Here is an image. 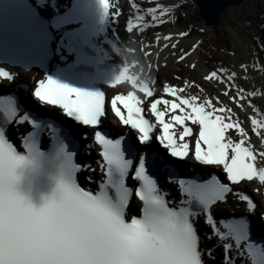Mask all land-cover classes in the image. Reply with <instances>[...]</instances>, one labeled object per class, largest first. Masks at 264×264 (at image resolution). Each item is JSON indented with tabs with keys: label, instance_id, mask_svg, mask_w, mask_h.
<instances>
[{
	"label": "snow or ice",
	"instance_id": "snow-or-ice-1",
	"mask_svg": "<svg viewBox=\"0 0 264 264\" xmlns=\"http://www.w3.org/2000/svg\"><path fill=\"white\" fill-rule=\"evenodd\" d=\"M99 4L104 16L109 18L108 0H99ZM127 30L132 31L131 25ZM126 71V68L121 70L111 83L119 82ZM0 76L11 79L2 69ZM206 78L219 79L216 72ZM128 79L132 80L133 87L137 86L134 78ZM139 90L148 97L153 96L147 83L140 85ZM164 91L176 96L179 103L156 100L151 104V111L162 125L160 143L170 150L171 156L185 158L188 155L189 144H177L170 129L173 124L183 126L185 121L191 120L192 124L199 125L195 141L197 161L203 165L222 166L233 185L254 179L264 184V167L256 166V155L250 147L244 146V140L234 143L226 137V130L234 126L242 136L246 135L243 128L239 124L225 123L222 115L213 118L215 112L222 113L224 108H214L211 101L197 103L196 96L181 98L177 92L183 89L165 86ZM34 95L42 103L58 106L67 117L83 125L96 127L106 118L105 94L99 90L72 87L47 77L39 81ZM118 101L124 105L127 116L116 107ZM141 103L132 92L127 96L117 95L111 100V111L122 124L139 131L140 143L147 144L152 139L150 133L154 126L142 115ZM159 104L173 113L179 109L183 115L173 114L171 120L165 122V111L158 109ZM185 106L191 111L185 112ZM206 106L212 111H206ZM17 113L16 101L0 97V123H12ZM27 119L23 117L21 123ZM251 123L253 131L259 135V130L264 129V120L252 118ZM33 127H37L35 122ZM192 134V129L184 126L179 139L184 141ZM32 135L31 132L24 142L27 155H22L0 127V264H205V250L200 247L196 219L199 212H208L218 201L225 200V194L233 191L227 184L215 176L204 183L179 179V187L187 199L181 201L178 208L170 206L158 187V179L150 174L146 159L140 157L137 166L134 158L126 156L128 153L135 157L134 145H125L121 139L113 140L96 131L95 141L102 149L101 171L106 177L99 183L98 190H84L78 185L76 173L80 168L72 162L70 154H65L56 189L36 207L17 189V169L31 163L30 158L39 154ZM202 143L206 150H202ZM60 152L64 153V149ZM259 155L264 157V152ZM129 178L138 182V187L130 186ZM133 196L142 201V216L128 222L126 210ZM249 207H255L251 201ZM207 222L221 240L233 239L238 250L250 239L247 220L221 221L225 232L216 228L211 214ZM223 247L225 264H232L235 257L228 252L233 245L227 243ZM246 252L251 264H264V243L260 246L247 243ZM237 255L243 256V251Z\"/></svg>",
	"mask_w": 264,
	"mask_h": 264
},
{
	"label": "bare ground",
	"instance_id": "bare-ground-1",
	"mask_svg": "<svg viewBox=\"0 0 264 264\" xmlns=\"http://www.w3.org/2000/svg\"><path fill=\"white\" fill-rule=\"evenodd\" d=\"M130 1V3H128ZM182 0H117L118 6L125 7V12L122 14V16L119 15L118 19L122 18V21L119 23V36L121 37V43L124 46H127L128 50L130 51L129 55L131 56L130 62L134 65L135 60H139L142 67H139V69L146 67V70H149L147 72L148 77L150 80H153L154 82H157V84L160 83L162 80V76H168V71L170 67L168 65L176 66L180 65L181 57H178L177 53H189L191 50H193L194 47L200 45V43L203 41L199 36L194 38V42L191 44L186 43H174L173 45H169L166 43L165 39L167 40V37H169L170 34H164L159 35L158 41L156 42L158 45L155 44L154 37L151 36V34L145 32V27L142 28V30L134 29L135 25H133V22L136 21L138 18L137 13L141 12L144 14V17L141 20V26H147L146 24L149 22L155 23L156 21H159V19L167 20L174 15L175 11V5L176 2L179 3ZM133 2H136L137 4H141V8L138 11V9H132L131 4ZM173 7V11H172ZM154 10V11H153ZM242 5H231L227 8L226 15L223 16V20H225L227 23H231L234 26L238 24H242L245 26L246 31L248 30V34L251 37L252 40L251 43H253V47L251 50L252 52L256 51L259 52L264 56V39L261 36L260 33V27L257 29L256 26H254L256 23L259 24V26L264 27V0L262 2L254 7L250 13H241ZM138 11V12H137ZM241 13V14H240ZM241 15L245 16L247 19L246 21H252V25H246V22H243V19L245 18H239ZM263 15V18H260ZM153 16L156 17V19H153ZM250 18H254L253 20H250ZM127 19L130 20L131 24H127V27L125 26L127 23ZM131 25L132 31L129 32L127 29ZM140 31V32H139ZM180 35L183 33L180 31ZM234 37V45L235 48L241 47L242 51L238 54L233 55L231 58L232 67L230 68L229 73L232 71H236L237 75L232 76L228 74V72H223L221 74L222 84L224 85H236V89L234 90L231 86L227 89V93L233 97L230 101L229 98H226V103L222 100V103L226 105L227 107L231 108V110H236L239 114V116L244 120V125L247 127L252 128L251 120L252 118L259 119L258 112H264V67L262 71H260L255 76V81H251V78L247 77L248 80L242 79L240 77L241 75H245L246 72V65L248 64L249 57L247 56V52L249 51L248 45L245 46L246 41L243 43H240V35ZM249 41V40H248ZM168 42V40H167ZM250 42V41H249ZM248 42V43H249ZM172 44V42L170 43ZM173 51L176 52V55L173 54ZM200 51L198 50V54ZM143 55V56H142ZM258 61V60H256ZM211 70L207 72H212L214 68L216 67L214 63L207 62L206 63ZM255 68V67H254ZM193 72H197V70H191ZM33 74V70H30L29 73ZM28 74V73H26ZM254 75V73L252 72ZM162 75V76H161ZM197 75V74H196ZM32 77V76H31ZM31 77L27 78V81L30 80ZM231 77V79H229ZM165 80H167L165 77H162ZM198 81L205 83L206 86H214L216 84L213 80H208L205 75L202 73L197 75ZM254 82L256 84V87H254ZM181 85V84H180ZM221 85L215 86L216 93H223L225 88L220 87ZM180 87V86H177ZM191 89V88H188ZM239 90L240 92H237ZM217 95V94H216ZM229 104V105H228ZM234 116V115H233ZM235 118V117H234ZM259 137H251L253 142L257 145L256 147L261 149L258 150L260 152H264V130L260 129ZM243 138H246L245 136H242ZM259 162L264 165V157L259 155L258 158ZM201 220V219H200ZM212 263V261H209ZM212 264H215L212 263Z\"/></svg>",
	"mask_w": 264,
	"mask_h": 264
},
{
	"label": "rangeland",
	"instance_id": "rangeland-1",
	"mask_svg": "<svg viewBox=\"0 0 264 264\" xmlns=\"http://www.w3.org/2000/svg\"><path fill=\"white\" fill-rule=\"evenodd\" d=\"M261 2L262 0H248V2L246 1L242 5L243 10H241V13L243 12L247 15V13H250L252 9L258 6ZM195 3L196 2L194 0H182L179 3L176 2L174 8L175 11H173L172 7L174 15H172L170 19L164 20V18H160L157 23L153 25H147V28H145V32L151 34V36L153 37L158 33L159 35L163 36L164 34H170L169 37H167L168 42L165 39L166 43L169 45H173L174 43L176 44L177 42L186 43V45L191 44L194 42L193 40H195L194 38H196L197 36H199L203 40L200 43L199 47H194L191 52L187 54L177 53L178 57H183V59H181L180 61V65H168V67H170L168 76H161L173 82H178L177 80H179L178 83H182L183 81H185L186 83L194 85L195 88L198 89L197 86L199 84V86H204L206 84L199 82L197 75L202 73L206 76L209 73L207 71L211 70L206 63L212 62L216 66L213 71H217V74H219L220 72L219 76L221 78V74L223 72L222 69L224 68L225 72H229L230 68L232 67V54L235 55L242 51V48L240 46L235 48L233 42L234 37L232 36L234 34L235 36L240 35V43L246 41L247 43H245V46L248 45L249 47V51L247 52L249 61L246 65V72L245 75H241L240 77H242V79L244 80H248L247 77H249L251 78V81L257 82L255 80V76L260 71H262L264 67V56L256 51L252 52L251 54V50L252 48H254L252 46L253 43H251L252 40L250 39L251 37L248 34L249 31H246L243 23L234 26L231 23H227L222 18L220 23L218 25H215L214 27L211 25H207L203 22V20L200 19V14L197 11ZM123 9H125V7H123ZM222 13V17L226 15V11ZM239 18H245V16L241 15V17ZM260 18H263V15ZM253 19L254 18H250V20ZM246 20V18L243 19V22H246V25H252V21L248 22ZM166 22H169V25L164 28ZM254 26H256L257 29H259L258 27H261L258 23H256ZM134 29L136 31L137 28ZM180 31L183 33L182 35H180ZM261 31H264V29H262ZM191 32H194V35L189 36ZM171 42L172 44H170ZM198 50L201 51L202 56L200 55V53L198 54ZM173 54L176 55V52L173 51ZM203 56H205L206 58H203ZM191 70H197L198 73ZM233 72L235 74L237 73L236 71ZM252 72L254 73V75L252 74ZM255 82L254 87H256ZM217 85H219L218 82L214 84V86H210V88Z\"/></svg>",
	"mask_w": 264,
	"mask_h": 264
},
{
	"label": "water",
	"instance_id": "water-1",
	"mask_svg": "<svg viewBox=\"0 0 264 264\" xmlns=\"http://www.w3.org/2000/svg\"><path fill=\"white\" fill-rule=\"evenodd\" d=\"M196 2L203 21L215 25L220 21V16L224 10L231 5H241L244 0H196Z\"/></svg>",
	"mask_w": 264,
	"mask_h": 264
},
{
	"label": "clouds",
	"instance_id": "clouds-1",
	"mask_svg": "<svg viewBox=\"0 0 264 264\" xmlns=\"http://www.w3.org/2000/svg\"><path fill=\"white\" fill-rule=\"evenodd\" d=\"M146 84L145 82L141 81V85Z\"/></svg>",
	"mask_w": 264,
	"mask_h": 264
}]
</instances>
